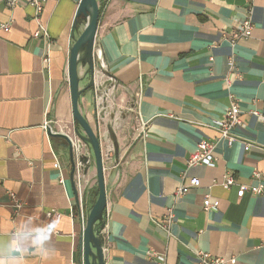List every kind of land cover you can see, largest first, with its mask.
Segmentation results:
<instances>
[{"label":"crops","instance_id":"crops-1","mask_svg":"<svg viewBox=\"0 0 264 264\" xmlns=\"http://www.w3.org/2000/svg\"><path fill=\"white\" fill-rule=\"evenodd\" d=\"M80 1L49 0L44 6L53 37L49 68L44 40L34 36V8L0 3V264H9L3 249L15 240L25 247L15 264H71L73 258L82 264V223L71 216L77 187L70 150L57 135L75 130L93 151L75 121L67 86L71 48L89 21L77 13ZM97 1L103 7L96 44L128 106L113 117L108 112L99 118L95 111L93 123L85 117L100 138L106 186L90 263L157 264L148 255L152 249L166 253V264H198L199 251L227 264H264V193L239 197L236 185L223 186L228 175L236 184H264V121L253 114L264 113V0H254V29L236 44L230 38L246 16V0ZM88 42L77 62L82 80L91 66ZM87 79L79 87L84 95ZM229 89L243 121L232 129V145L219 130ZM121 115L136 119L133 130L118 127ZM203 139L216 143V164L189 166ZM91 163L82 191L88 215L100 193L95 159ZM195 176L200 185L178 195ZM9 192L24 205L16 209ZM44 229L49 238L41 250L32 243Z\"/></svg>","mask_w":264,"mask_h":264},{"label":"built area","instance_id":"built-area-1","mask_svg":"<svg viewBox=\"0 0 264 264\" xmlns=\"http://www.w3.org/2000/svg\"><path fill=\"white\" fill-rule=\"evenodd\" d=\"M49 0H0V3H4L9 7L15 6L19 4L20 2H24L29 4L31 7L34 8V20L37 22V30L34 33V36L37 38H42L44 40V50L45 56H44V62L48 64V68L50 67V61H51V54H52V46H53V37L49 32L48 25L46 21L43 20V11L45 9V4ZM253 2L254 0H246V16L242 18L237 23V26L235 30L231 34L230 40L233 44H236L235 42L239 38L248 37L251 35L254 27L253 22ZM1 26L5 29L10 28V24L4 23L1 24ZM99 55L101 56V52L99 50ZM230 58V65L231 68H235V58L234 56L229 57ZM102 61V59H101ZM104 64V62H103ZM105 66V65H104ZM227 83H230V80H228ZM229 101L230 105L227 109L224 118H222L219 121V130H221L220 139H223L227 142V144L232 145V143L235 140V135L233 133V128L238 125H243L242 121V110L240 107L239 101H237L234 92L229 89ZM110 112L109 108L105 105H101L99 108L98 117L102 118L105 116L106 113ZM253 114L257 115L260 119L264 121V113H262L260 110H254ZM44 128L45 130L51 131V121L48 119L44 120ZM61 132L68 135L69 138L72 141L73 147L78 155V159L76 160V170L74 174V178L76 181V192H77V202L74 205H71V216L72 218L79 217V220L82 223L83 233L85 231V228L87 226V219L88 214L86 211V207L83 205V189L86 183L85 178V170L88 168L92 163L93 160V151L90 150L81 137H79L75 130H68V129H61ZM197 149L189 156L188 165L189 166H195V165H210L213 166L216 164L217 159L215 158V150H216V143L208 140L203 139V141L199 142ZM87 156L89 157V163H84L81 160H79V157ZM88 164H90L88 166ZM56 165L59 169H61V164H59L58 159L56 158ZM259 177V174L256 176ZM60 179L62 182H64L65 178L63 175H61ZM201 183L200 178L198 177H192L190 180V183L187 185L183 184L178 188L177 194L182 195L184 193H187L190 191L191 186H199ZM233 185H236L238 187V196L243 197L248 191H250L253 194L256 195H262L264 193V184H260L258 186L252 185V184H236L235 178L232 175L226 176L225 180L223 181V186L226 188H231ZM11 202L15 206L16 209H19L24 205V201L17 196L14 192H9ZM78 205L76 208L75 206ZM214 205L206 206V208H210ZM172 222V219L169 221L168 224L165 226L168 227L169 224ZM148 255H151L155 257L157 264H166V253H160L154 250H149ZM197 258L199 260L198 264H227V259L224 257H215L211 255L209 252H203L199 251L197 252ZM232 262H236L235 259L231 260ZM84 263V256L82 257V264ZM71 264H76V261L74 258L71 260Z\"/></svg>","mask_w":264,"mask_h":264},{"label":"water","instance_id":"water-1","mask_svg":"<svg viewBox=\"0 0 264 264\" xmlns=\"http://www.w3.org/2000/svg\"><path fill=\"white\" fill-rule=\"evenodd\" d=\"M78 15H86L88 17V23L86 24L82 35L78 38V40L74 43L71 50L70 55V78H71V98H72V106H73V115L75 121H77L82 128L85 130L86 134L89 136V141L91 144V148L93 149V156L95 157V163L97 164V177L99 180V196L94 203L92 209L90 210V214L88 215V223L85 228L84 233L82 234V238L80 241L81 246L84 250V263L83 264H91L90 263V252H91V241L93 239L92 229L94 225V220L99 215V213L104 208V203L106 200V191H105V177H104V163H103V151L100 145L99 135L94 131L91 126L89 120L85 118L82 114L79 106V77H78V60L80 56L81 46L91 38L96 36V31L99 24V16H100V5H98L97 0H81L79 3ZM49 135H53L51 131H49ZM58 136H62L66 139V143L68 144L70 150V162L72 164L71 178L75 180L74 174L76 170V160L78 159V155L73 147L72 141L68 135L64 133L57 134ZM84 163H89V157L82 156L79 157ZM90 164H88L89 166ZM103 264V263H102Z\"/></svg>","mask_w":264,"mask_h":264},{"label":"rangeland","instance_id":"rangeland-1","mask_svg":"<svg viewBox=\"0 0 264 264\" xmlns=\"http://www.w3.org/2000/svg\"><path fill=\"white\" fill-rule=\"evenodd\" d=\"M88 43L89 45H91L90 48H92L91 56H90L91 66L88 69V77L90 79V83H89L90 85L88 86L86 95H84V93H81L79 97V102L81 103H79V106L82 114L85 117H87L89 120H91V122L93 123L95 111L97 115L101 105H105L109 108L112 117L115 115L117 110H122L123 107L125 108L128 105H125V102L122 103V97H121L122 91L113 85L111 80L112 78L108 76V74L104 69V64L101 61V56L99 55V48L97 47L96 44V36L91 38ZM87 78L84 80L79 78L78 86L81 89L86 85L88 81ZM67 86L68 88L71 87L70 63L68 64L67 67ZM87 98L90 99H88V103L87 105H85L82 102L84 101V99ZM123 111H128V110L124 109ZM133 114L135 116V113ZM117 122L120 125L118 127L125 130H127V128L129 129L131 128L130 130H133L132 127L134 123H136V119L131 118L130 121L129 120L125 121L123 115H121L120 119H118ZM93 159H95L94 156Z\"/></svg>","mask_w":264,"mask_h":264},{"label":"clouds","instance_id":"clouds-1","mask_svg":"<svg viewBox=\"0 0 264 264\" xmlns=\"http://www.w3.org/2000/svg\"><path fill=\"white\" fill-rule=\"evenodd\" d=\"M14 234L19 236L21 233L19 230H17V232ZM48 238L49 237L46 235L45 229L36 232L32 245L42 250L44 242ZM23 251H25V247L21 246L19 240L12 241L10 244H7L6 247L3 249L5 259L9 262V264H15V262L19 259V256L17 254L22 253Z\"/></svg>","mask_w":264,"mask_h":264},{"label":"trees","instance_id":"trees-1","mask_svg":"<svg viewBox=\"0 0 264 264\" xmlns=\"http://www.w3.org/2000/svg\"><path fill=\"white\" fill-rule=\"evenodd\" d=\"M100 5H101V4H100ZM102 7H103V5H101V7H100V12L102 11ZM85 203H86V200H85V198H83V205H84V207H86V206H85ZM77 206H78V205H76L75 208H76ZM78 250H79V252H78L79 254H78V255H79L80 259L82 260V257L84 256V250H83V247L80 246Z\"/></svg>","mask_w":264,"mask_h":264}]
</instances>
